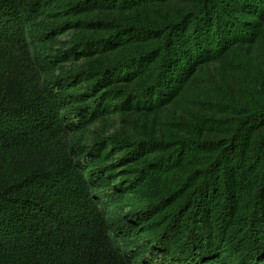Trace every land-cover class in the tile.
Returning <instances> with one entry per match:
<instances>
[{"label":"trees","instance_id":"trees-1","mask_svg":"<svg viewBox=\"0 0 264 264\" xmlns=\"http://www.w3.org/2000/svg\"><path fill=\"white\" fill-rule=\"evenodd\" d=\"M30 45L0 264H264V0H0V64Z\"/></svg>","mask_w":264,"mask_h":264},{"label":"rangeland","instance_id":"rangeland-1","mask_svg":"<svg viewBox=\"0 0 264 264\" xmlns=\"http://www.w3.org/2000/svg\"><path fill=\"white\" fill-rule=\"evenodd\" d=\"M69 36H62L59 41H67ZM61 45L55 46L59 47ZM70 66L66 65V69ZM45 83L44 75L41 72L40 68L37 65L36 53L33 48V45H30L23 53H16L12 55L9 59L0 64V87L4 86L10 95H15L21 97L22 94L27 90L31 89L32 91L41 90L43 84ZM174 108H169L166 113H171ZM176 114L180 112L179 109L174 110ZM120 123L116 116L110 117V126L104 131V136H109L114 134L115 131L120 130ZM100 123L93 124L88 129V134L86 135V142H89L94 131H100ZM65 142L67 147L72 146V134H68ZM46 155H53V151H47ZM39 155L30 154L25 160L21 162L22 166H28L37 164L40 160ZM108 217H106L107 221ZM113 237V235H112ZM120 247H124L122 240H117Z\"/></svg>","mask_w":264,"mask_h":264}]
</instances>
